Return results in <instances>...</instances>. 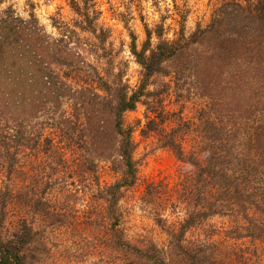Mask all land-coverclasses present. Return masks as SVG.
<instances>
[{
  "label": "trees",
  "instance_id": "obj_1",
  "mask_svg": "<svg viewBox=\"0 0 264 264\" xmlns=\"http://www.w3.org/2000/svg\"><path fill=\"white\" fill-rule=\"evenodd\" d=\"M69 2L78 18H52L59 39L44 31L33 9L27 21L11 5L0 13V264H31L28 247L42 234L35 219L60 217L47 198L65 179L55 176L65 172L85 182L91 175L98 183L101 163L116 175L93 196L110 226L113 252L135 257L136 264H168L154 242L139 247L121 229V201L140 179L136 126L126 120L139 103L151 113L142 135L157 134L160 146L189 167L174 191L149 183L142 199L183 213L179 228L168 226L163 214L155 220L184 263L211 260L186 234L215 217L234 225L230 236L264 238V0H223L209 24L189 36L181 32L169 42L159 27L155 47L138 50L133 43L141 67L135 88L121 69L100 71L87 59L106 52L110 37L98 24L95 0ZM147 36L150 41L152 31ZM171 73L177 89L187 85L188 96L193 91L204 100L199 141L189 150L191 124L166 110L169 83L157 86L159 76Z\"/></svg>",
  "mask_w": 264,
  "mask_h": 264
},
{
  "label": "rangeland",
  "instance_id": "obj_2",
  "mask_svg": "<svg viewBox=\"0 0 264 264\" xmlns=\"http://www.w3.org/2000/svg\"><path fill=\"white\" fill-rule=\"evenodd\" d=\"M95 2L96 9L100 12L98 24L110 31V37L105 43L106 52L100 50L97 54L89 53L87 59L97 65L100 71L108 66L114 68L115 72L121 69L125 73L124 79L135 88L140 80L141 67L131 51L133 43L137 49L139 44V50L145 46L153 48V35L160 41L157 36L159 27L163 28V39L169 42L176 40L181 32L189 36L199 26L205 27L209 24L213 11L223 0H172L171 7L163 10L160 8V0H152L151 5H148L147 0ZM26 4L27 7L21 10L28 13L32 9L36 13L40 7L33 0H26ZM45 7L49 11H42V18L52 21V18L60 17L66 22L78 18L69 0H60L54 7L46 0ZM148 30L152 31L150 41ZM85 36L89 37L90 34L86 33ZM125 46L129 56L122 59ZM104 53L110 58H98ZM133 64L137 67L133 68ZM165 82L169 83V89L164 96L166 110L176 112L191 124V131L185 141L189 150L199 141L198 112L204 105V100L193 91L188 96V91L185 90L187 85L177 89L173 73L159 76L157 86L162 88ZM179 94L183 96L180 99L177 97ZM146 108V105L139 103L135 111L126 115L127 123L136 126L135 157L139 162L140 179L121 201L124 214L121 229L125 231L127 239L139 247H145L149 241L154 242L165 252L168 264H185L183 257L169 246L167 232L155 220L157 214H163L168 219V226L173 223L179 228L176 222L184 217L183 213L172 214L170 209L163 211L161 207L145 204L142 199L149 183L168 185L174 191L189 167L180 162L170 149L160 146L157 134L142 135L141 131L151 116ZM171 125L167 122L168 128ZM97 175L98 183L91 175H87L85 182L76 177L69 178L65 172L55 176V179L65 176V179L59 180L49 190L47 198L52 202L50 211L58 212L60 217L56 220L47 219L45 222L35 219L34 227L42 234L37 235L34 243L28 247L34 256L33 259L29 258L31 264H136L135 257L127 259L122 253L113 252L109 243L110 226L100 218L103 213V208L99 207L101 203L93 199L99 188L115 181L116 175L106 163L100 164ZM233 228L234 225L229 223L228 218L215 217L191 229L186 236L196 247L208 249L207 253L212 254L209 264H264V238L230 236L228 232Z\"/></svg>",
  "mask_w": 264,
  "mask_h": 264
},
{
  "label": "clouds",
  "instance_id": "obj_3",
  "mask_svg": "<svg viewBox=\"0 0 264 264\" xmlns=\"http://www.w3.org/2000/svg\"><path fill=\"white\" fill-rule=\"evenodd\" d=\"M33 2L40 7L37 9L36 15L37 19L39 20L40 24L44 27V31L53 39H59L60 33L52 26V21L47 18L41 17V12H47L49 11L48 7H45L46 0H33ZM60 0H49V4L51 7H54L56 4H58ZM148 5H151L152 0H147ZM13 6L16 9V14L23 18L25 21H27L29 17V13L27 11L21 10L22 8H26V0H4L3 3H0V13H3L9 6ZM172 0H160V8L163 10L166 7H171ZM123 11V9H121ZM154 19H158V17H154ZM125 40H127V36H125ZM156 36L153 35L152 37V43L153 47L157 43ZM74 46V45H73ZM138 50H139V44H138ZM82 55H86V53H81ZM146 55H150V53H146ZM129 56L128 48L125 46L124 56L122 59H127ZM133 68L137 67V65L133 64Z\"/></svg>",
  "mask_w": 264,
  "mask_h": 264
}]
</instances>
